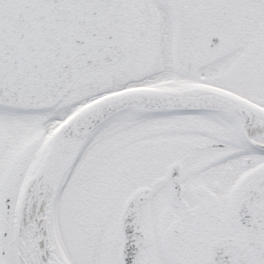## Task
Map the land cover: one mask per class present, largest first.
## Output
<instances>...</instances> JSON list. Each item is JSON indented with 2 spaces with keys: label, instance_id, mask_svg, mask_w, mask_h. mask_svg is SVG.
<instances>
[{
  "label": "snow or ice",
  "instance_id": "6c2138e0",
  "mask_svg": "<svg viewBox=\"0 0 264 264\" xmlns=\"http://www.w3.org/2000/svg\"><path fill=\"white\" fill-rule=\"evenodd\" d=\"M0 264H264V0H0Z\"/></svg>",
  "mask_w": 264,
  "mask_h": 264
}]
</instances>
